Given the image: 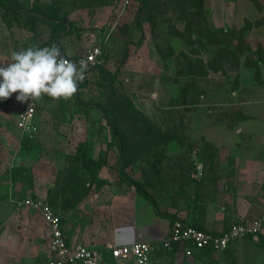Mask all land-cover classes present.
<instances>
[{"label":"rangeland","instance_id":"374dc122","mask_svg":"<svg viewBox=\"0 0 264 264\" xmlns=\"http://www.w3.org/2000/svg\"><path fill=\"white\" fill-rule=\"evenodd\" d=\"M119 1L7 0L11 13L5 15L0 8V67L9 63L13 51L51 46L53 28L39 15L67 24L56 44L72 52L67 54L77 55L98 44L104 57L101 68L93 71L86 84H78L71 99L54 100L47 95L40 99L33 138L17 128L22 109L18 93L0 99V256L5 258H0V264H15L9 258L19 262L24 252V211L14 201L25 197L35 180H55L61 189L75 184V205L69 201L62 207L68 204L76 210L84 205L82 227H107L109 207L104 208L94 192L98 195L104 183L99 182L100 172L111 183L120 175V151L109 117L119 134L130 139L126 149L132 152L126 156L125 171L134 178L142 174L144 180L152 179L143 182L162 193L168 187L174 192L183 189L182 172L192 144L206 142L202 128L242 127L248 125L245 113L257 111L249 100L262 93V84L251 71L258 50L264 51V39L248 37L247 22L244 28L216 22L217 27L203 0H144V5L133 0L115 20ZM254 3L263 7L258 0ZM238 36L244 37L240 44ZM221 47L224 51L218 53ZM200 61L207 68L205 75L179 73L185 63ZM128 101L153 121L150 135H143L147 128L134 120ZM262 105L258 103V109ZM204 152L208 159L215 156L214 149ZM175 200L179 206L180 199ZM14 214L18 235L13 236L8 225ZM236 247L230 261L227 253L218 258L226 259V264H264V245L258 238L239 240ZM21 260L17 264H28Z\"/></svg>","mask_w":264,"mask_h":264},{"label":"crops","instance_id":"0c3cea01","mask_svg":"<svg viewBox=\"0 0 264 264\" xmlns=\"http://www.w3.org/2000/svg\"><path fill=\"white\" fill-rule=\"evenodd\" d=\"M254 1L203 0V3L209 8L207 9L215 24L222 23L223 27L233 24L242 28L245 22H248L250 27L247 36L264 39V0H258L263 4L260 8ZM216 26L218 27V24ZM59 48L64 54L72 53L65 51L61 46ZM253 72L255 76V68L251 71ZM260 81L262 86L259 90L262 93L249 100V103L257 106V111L245 113L249 116L247 118L243 116L248 125L238 126L235 129L218 126L202 128L207 134L206 142L191 143L189 163L182 172L183 189L174 192L168 187L162 193L159 190L153 192L152 186L143 182L146 179L152 182V179L146 177L144 180L142 174L134 178L125 171L152 196L151 200L139 193L134 185L121 175L113 177L115 179L111 183V179H107V176L100 172L99 182L104 183L100 186V190L98 189V195L94 192L95 185L92 193L94 192L95 199L99 200V203H104V208L106 205L109 207L107 227L101 224L99 227L95 224L82 227L79 219L86 211L84 205L77 206L76 210L68 204L62 207L65 202L76 203L78 195L75 184H71L70 188L61 189L55 180L52 182L48 179L43 182L35 180L36 185L29 189L25 197L45 198L61 215L67 243L69 245L81 243L99 250L102 253L100 264H134L132 258L113 257L109 247V244L128 242L133 238L149 240L152 243L149 264H226V259L222 261L218 257L227 253L225 257L230 261L232 254H236L235 248L239 240L230 243L222 252H215L211 248L197 249L193 250L191 256H186L183 248L178 245L174 250H166L162 247L161 241L168 235L176 219L208 232L221 233L233 222L249 221L259 214L264 198V62L260 64ZM258 103L263 104L262 110L258 109L260 108ZM19 131L25 135L20 129ZM207 148L215 150L214 157L210 159L205 157L204 150ZM62 197L64 202L59 201ZM175 198L180 199L179 206L175 204ZM22 199L14 201V204L16 206L18 203L21 204ZM73 200L75 201L72 202ZM20 208L24 211L22 215L26 227V238L23 243L25 246L21 248L24 252L20 254V258L18 257L19 262L16 258L9 260L17 264L22 258L23 262L26 261L28 264H46L49 260L48 226L36 209L24 205ZM15 220L14 214L8 225L9 233L13 236L17 234ZM261 233L264 235V227ZM26 246H29V249ZM0 258L5 259L3 255Z\"/></svg>","mask_w":264,"mask_h":264},{"label":"built area","instance_id":"2783aa9c","mask_svg":"<svg viewBox=\"0 0 264 264\" xmlns=\"http://www.w3.org/2000/svg\"><path fill=\"white\" fill-rule=\"evenodd\" d=\"M133 0H120L113 19L122 17L125 10ZM62 56L77 63L84 60L87 62L85 79L80 82L89 81L93 71L104 63L102 48L98 44L90 45L84 52L77 55H67L61 52ZM79 82V83H80ZM39 101L22 102V109L17 115V126L23 134L33 138L37 134L38 125L35 123ZM31 106V108H30ZM30 109V110H29ZM21 204L34 208L40 212L41 217L49 229L48 252L49 260L46 264H100L102 253L94 248L78 243L69 245L66 241L61 215L42 198L27 196L21 200ZM264 227V198L260 212L257 217L249 221L233 222L221 233L208 232L194 226L185 224L181 219H176L166 237L162 239V247L166 250H174L175 246H181L186 256H191L193 250L211 248L215 252L224 251L230 243L250 237L257 239ZM187 243L189 246H187ZM111 254L115 258H132L134 264H149L153 245L149 240L133 238L131 241L119 244H109Z\"/></svg>","mask_w":264,"mask_h":264},{"label":"clouds","instance_id":"9594fccd","mask_svg":"<svg viewBox=\"0 0 264 264\" xmlns=\"http://www.w3.org/2000/svg\"><path fill=\"white\" fill-rule=\"evenodd\" d=\"M86 70V61L81 60L78 67L56 45L13 51L9 63L0 67V99L18 93L19 102L39 101L44 95L69 100L85 79Z\"/></svg>","mask_w":264,"mask_h":264},{"label":"trees","instance_id":"16d2710c","mask_svg":"<svg viewBox=\"0 0 264 264\" xmlns=\"http://www.w3.org/2000/svg\"><path fill=\"white\" fill-rule=\"evenodd\" d=\"M6 1L7 0H0V8L2 9V11H3V13L5 15H8L11 12H10L9 6L7 5V7H6ZM144 2H145L144 0H141L140 1L141 5L142 4L144 5ZM13 12L17 13V11H13ZM29 12H34V9H30ZM40 16H41V18H42V20L44 22L48 23L53 28V31H51V36H50V39L52 40L51 46L58 44V39L61 36V32L64 31V29L67 28V24L64 21H58L56 17H49V16H46V15H40ZM247 25H250V24L247 22ZM241 31H238L239 32L238 34H242L243 35V33ZM220 32L222 33L221 29H220ZM231 35H233V34H231ZM242 37L240 38V36H238L239 44L241 43L240 39L244 38V37L243 38ZM212 42L217 44L216 41H212ZM249 47L250 46L248 45V48ZM236 48H239V47L237 46ZM223 51H224V49L222 47L220 49H218V53H222ZM257 54H258V58L253 61L252 66L255 68V76H256V78L258 80H260V64L264 62V51H262V49H259ZM185 64H186L185 66H183V67H181L179 69V73L188 74V76H192V77L199 76V75H205L207 73V68H205V64L202 61H200L199 64L192 63V62H188V63H185ZM99 68H101V65H100ZM87 82L88 81L80 82L79 85L80 84H86ZM182 92L183 93L187 92V87L186 86H184V88L182 89ZM128 107L129 108L131 107V110L134 112V120L137 121V122L140 121V125L147 128L146 132H144L143 135L144 136L150 135L152 133V128L155 126L153 121L148 116L143 114L139 109H137L132 101H128ZM102 111L105 113L104 110H102ZM105 116L107 117L106 113H105ZM109 118L107 120L110 123V125H112V127H113L112 129L114 131V137L116 139V142L118 144V148H119V151H120V165H119V167H120V169H119L120 175L122 177H124V179H126L128 182L133 184L135 189L139 193L143 194L144 196H147L149 199L152 200L153 199L152 196L147 191H145L143 189L141 184L139 182H137L135 179L131 178L129 175L126 174L125 168L129 164V160L127 159L126 156H130V153L132 152L131 149L130 150L126 149V143H128L130 139H126L124 136L120 135L118 130H116L114 128V124L112 122V119H109ZM258 240H259V242L261 244L264 245V235H262V233L259 234Z\"/></svg>","mask_w":264,"mask_h":264}]
</instances>
